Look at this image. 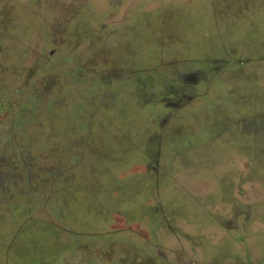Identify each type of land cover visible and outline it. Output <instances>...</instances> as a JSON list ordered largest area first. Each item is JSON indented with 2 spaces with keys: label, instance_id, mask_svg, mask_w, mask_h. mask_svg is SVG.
<instances>
[{
  "label": "rangeland",
  "instance_id": "1",
  "mask_svg": "<svg viewBox=\"0 0 264 264\" xmlns=\"http://www.w3.org/2000/svg\"><path fill=\"white\" fill-rule=\"evenodd\" d=\"M129 250L264 264V0H0V264Z\"/></svg>",
  "mask_w": 264,
  "mask_h": 264
},
{
  "label": "flooded vegetation",
  "instance_id": "2",
  "mask_svg": "<svg viewBox=\"0 0 264 264\" xmlns=\"http://www.w3.org/2000/svg\"><path fill=\"white\" fill-rule=\"evenodd\" d=\"M190 75H192V74H190ZM192 76H194V75H192ZM163 94H164L163 98L165 100H170L171 99L170 98L171 96H169L168 92H164ZM190 98H191V96H189V95L188 96H184V101H187ZM123 253H125V254L120 257V259L122 261H117L116 263H113V264H160V263L155 262L156 260L154 258H148L147 257V259L142 260L141 258H139V255L137 254V251H135V250L134 251L129 250V251L123 252ZM139 259H141V260H139ZM163 264H169V263L164 260Z\"/></svg>",
  "mask_w": 264,
  "mask_h": 264
},
{
  "label": "crops",
  "instance_id": "3",
  "mask_svg": "<svg viewBox=\"0 0 264 264\" xmlns=\"http://www.w3.org/2000/svg\"><path fill=\"white\" fill-rule=\"evenodd\" d=\"M62 264H63V262H62Z\"/></svg>",
  "mask_w": 264,
  "mask_h": 264
}]
</instances>
